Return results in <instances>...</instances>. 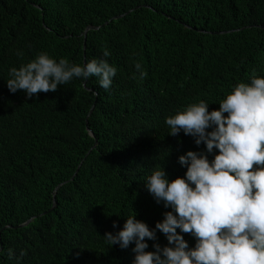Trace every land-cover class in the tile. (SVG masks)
<instances>
[{
    "label": "trees",
    "instance_id": "1",
    "mask_svg": "<svg viewBox=\"0 0 264 264\" xmlns=\"http://www.w3.org/2000/svg\"><path fill=\"white\" fill-rule=\"evenodd\" d=\"M88 26L100 28L83 49ZM263 27L264 0H0V264H17L21 250L19 264H131L134 244L110 246L104 233L132 214L154 228L170 209L153 200L146 177L157 167L183 177L178 156L204 150L168 135L164 118L200 100L218 109L236 83L264 77ZM40 52L105 59L117 71L107 91L90 77L10 93L8 68Z\"/></svg>",
    "mask_w": 264,
    "mask_h": 264
},
{
    "label": "clouds",
    "instance_id": "2",
    "mask_svg": "<svg viewBox=\"0 0 264 264\" xmlns=\"http://www.w3.org/2000/svg\"><path fill=\"white\" fill-rule=\"evenodd\" d=\"M102 55L110 53L105 49ZM134 67L143 79L141 65ZM116 71L105 59L77 64L40 52L18 68L9 67L5 83L10 93L21 90L31 97L54 92L74 78L83 82L95 77L107 91ZM218 105L208 110L200 100L164 118L168 135L182 132L196 146L203 143L204 150L178 156L186 167L183 177L169 180L162 167L146 177L144 186L153 200L170 209L154 228L132 214L120 230L104 233L110 246L134 244L131 264H264V77L252 75L248 82L236 83ZM177 229L195 239L193 247ZM157 230L167 240L163 247L155 243ZM145 238L153 241V251H145ZM24 254L21 250L19 257ZM8 255L12 258L11 250Z\"/></svg>",
    "mask_w": 264,
    "mask_h": 264
},
{
    "label": "water",
    "instance_id": "3",
    "mask_svg": "<svg viewBox=\"0 0 264 264\" xmlns=\"http://www.w3.org/2000/svg\"><path fill=\"white\" fill-rule=\"evenodd\" d=\"M131 11H129L128 13H130ZM120 17H122V16H117V17H115V18H113V19H117V18H120ZM104 25H106V23L104 24ZM100 27H96V26H88V27H86L85 28V30L82 32V37H83V49H84V42H85V39H86V34L89 32V31H96V30H98ZM264 28V27H263ZM214 34H223V32H217V33H214ZM83 86H84V88H85V84H83ZM91 110H92V108H91ZM90 110V111H91ZM89 134H90V136L91 137H93V135H92V133L91 132H89ZM53 208V207H52ZM31 220L32 219H30V220H28V221H26L25 223H23V224H20V225H18V226H16V227H5L4 229H6V228H12V229H17V228H22V227H25V226H27L30 222H31Z\"/></svg>",
    "mask_w": 264,
    "mask_h": 264
}]
</instances>
